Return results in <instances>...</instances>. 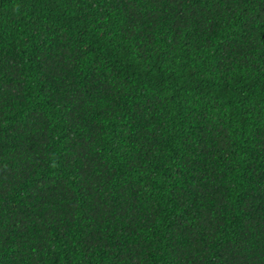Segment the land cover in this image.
<instances>
[{
	"label": "trees",
	"instance_id": "1",
	"mask_svg": "<svg viewBox=\"0 0 264 264\" xmlns=\"http://www.w3.org/2000/svg\"><path fill=\"white\" fill-rule=\"evenodd\" d=\"M0 264H264V0H0Z\"/></svg>",
	"mask_w": 264,
	"mask_h": 264
}]
</instances>
